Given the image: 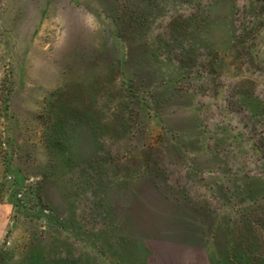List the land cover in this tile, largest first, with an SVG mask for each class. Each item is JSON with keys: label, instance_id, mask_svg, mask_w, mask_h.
<instances>
[{"label": "rangeland", "instance_id": "374dc122", "mask_svg": "<svg viewBox=\"0 0 264 264\" xmlns=\"http://www.w3.org/2000/svg\"><path fill=\"white\" fill-rule=\"evenodd\" d=\"M256 201L264 0H0V264H249Z\"/></svg>", "mask_w": 264, "mask_h": 264}, {"label": "trees", "instance_id": "16d2710c", "mask_svg": "<svg viewBox=\"0 0 264 264\" xmlns=\"http://www.w3.org/2000/svg\"><path fill=\"white\" fill-rule=\"evenodd\" d=\"M255 203H258V201ZM236 226L238 231H235L233 241L237 238L235 235L238 234V240L241 239V241L234 245V248L242 250V254L247 257V263L264 264V256L256 252V250L264 248L263 239L258 235V232L264 229V202L258 203L254 209L244 213L236 222ZM232 252V249H230V253ZM232 255L235 256L234 253Z\"/></svg>", "mask_w": 264, "mask_h": 264}, {"label": "crops", "instance_id": "0c3cea01", "mask_svg": "<svg viewBox=\"0 0 264 264\" xmlns=\"http://www.w3.org/2000/svg\"><path fill=\"white\" fill-rule=\"evenodd\" d=\"M12 212L10 205H0V239L8 228L10 213Z\"/></svg>", "mask_w": 264, "mask_h": 264}]
</instances>
